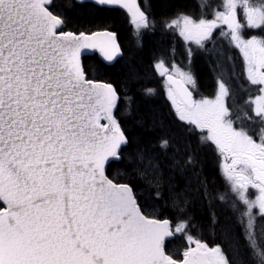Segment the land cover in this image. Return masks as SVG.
Instances as JSON below:
<instances>
[{"label":"snow or ice","instance_id":"1","mask_svg":"<svg viewBox=\"0 0 264 264\" xmlns=\"http://www.w3.org/2000/svg\"><path fill=\"white\" fill-rule=\"evenodd\" d=\"M68 3L89 10L95 30H68L54 0H0V264H264V228L256 233L264 217V0H200L199 18L181 12L163 25L185 42L189 65L192 46L206 50L217 30L236 50L238 57L220 54L213 97L195 98L193 74L175 59L153 64L183 133L219 157L245 242L231 240V256L189 230L193 201L180 173L192 155L173 159L166 175L158 158L137 149L124 177L108 174L129 144L117 112L123 102L130 114L135 85L94 78L83 58L99 52L111 63L121 54L106 18L113 11H126L138 40L153 22L138 0ZM238 77L246 81L242 104L231 87ZM159 146L166 153L170 140ZM142 187L155 198L141 201ZM200 188L211 203L207 185ZM162 199L177 212L175 224L158 217L167 210ZM177 238L182 250L168 247Z\"/></svg>","mask_w":264,"mask_h":264},{"label":"trees","instance_id":"2","mask_svg":"<svg viewBox=\"0 0 264 264\" xmlns=\"http://www.w3.org/2000/svg\"><path fill=\"white\" fill-rule=\"evenodd\" d=\"M144 1L147 2L144 8L149 19L155 24L152 32L144 31L138 40L127 15L119 9L115 10L106 18L111 21L109 30L117 34L122 55L112 64L102 62L97 55L83 58L85 67L90 70L94 78L110 82L117 88H121L125 81L135 85L129 93L134 99L130 114L125 112L123 102L117 112L129 144L124 149L123 158L112 162L111 167L108 168V174L115 176L119 171L120 177L118 178L124 177L125 171L132 167L128 161L129 154H135L137 149L144 150L147 155L158 158L165 168L166 175L170 174L167 166L172 163L173 159L183 164L185 158L192 155L195 163L186 166L185 170L180 173L182 176L180 186L188 188V195L193 201L189 209L193 225L189 229L191 234L204 240L210 246L221 244L224 249L227 246L226 242L230 244L231 240L237 239L244 248L242 229L237 222V213L231 206V193L221 174L219 157L202 147L195 137L183 133L163 94L161 88L163 80L155 75L152 69L153 63L160 58L153 57L154 52L161 48L165 49L162 53H169L173 47L172 43L166 39L167 35L162 29V23L175 17L177 13L186 14L191 9H195V2L194 0ZM54 3L56 10L67 15L68 30H95L96 26L91 22L93 17L89 15V10L72 8L68 0H54ZM157 53L160 54L161 51ZM196 70L201 81L204 79L207 81V71L202 63H196ZM145 88L155 89V95L145 96ZM162 138L170 140L171 146L166 153L159 146ZM173 178H175L174 174ZM200 182L207 185V191L211 193V203H209V197L202 195L204 189L200 188ZM132 183L141 185L144 182L133 179ZM221 194L225 195L224 201L217 198ZM167 195L166 189H162V196L167 197ZM138 196L141 201H143V196L146 199H154L155 190L148 187L138 188ZM160 203L167 210L162 214L158 213V217H167L175 224L178 218L177 212L167 204L166 200L162 199ZM253 211L258 212L257 209ZM212 213L216 216L215 226L211 223ZM262 228H264V217L257 216L256 233L258 237ZM182 246L183 241L179 238L168 245L173 250L176 248L182 250Z\"/></svg>","mask_w":264,"mask_h":264},{"label":"rangeland","instance_id":"3","mask_svg":"<svg viewBox=\"0 0 264 264\" xmlns=\"http://www.w3.org/2000/svg\"><path fill=\"white\" fill-rule=\"evenodd\" d=\"M211 2L213 3V4H215V3H217L218 2V0H211ZM200 0H198V9H196V11L193 13V14H188V15H190V16H192L193 18H199V16L201 15V12H199V11H202L201 10V8H200ZM148 6V5H147ZM205 11H208V13H209V16H208V18H211V16H210V10H205ZM172 19V18H171ZM169 21V20H168ZM165 23H162V29H163V31L164 32H169V33H171V35H173V31H171V30H168L166 27H164L163 25H164ZM153 27H155V24H154V22H153V26L149 29V30H147V31H149V32H152L153 31ZM162 31V30H161ZM218 31V33L214 36V41L213 42H209L208 44H207V46H206V50H202V49H198V48H196V47H192V49H193V55H192V57H196V55L198 54V55H211L212 57H214V58H216L217 56V58L216 59H214V61H213V68H214V70L216 71V72H219L220 71V68L217 66L218 65V61H220L221 59H222V57H221V52H223V55L224 56H227V55H232V56H237L238 57V53L236 52V50H234V49H231V50H229L228 49V47H227V41L223 38V37H221L220 35H219V30H217ZM134 32V31H133ZM135 33V32H134ZM167 34V33H166ZM213 47V51H212V53H215L217 56H214V55H212L211 53H210V49H209V47ZM157 51H161V53L159 54V53H157ZM156 52H154L155 54H154V56L153 57H163L164 59H165V61L169 64V66H171V61H172V59H175V62L181 67V68H184L185 70H190L191 71V73L193 74V77H194V79H195V76H194V72H193V70H192V68L190 67V65H189V60H188V56H187V52H179L178 53V55H177V51L175 52V55H174V57L172 56V55H170V53H171V51L169 52V53H162V52H165V49H159V50H157ZM156 54H158V55H156ZM235 54V55H234ZM191 57V58H192ZM156 62V61H155ZM154 62V63H155ZM153 63V64H154ZM224 63H225V71H229V69L227 68V61H224ZM191 64V63H190ZM183 65V66H182ZM152 69H153V65H152ZM153 72H154V74L156 75V73H155V71H154V69H153ZM237 72H239V66L237 65ZM158 76V75H157ZM159 77V76H158ZM161 80H163V78H161V77H159ZM226 79H227V77H226ZM161 83H163V81H161ZM189 86H191V85H189ZM231 87H232V89H233V91L234 92H236V93H238V95H237V100L239 99V97H242L243 98V100H244V98H246V93L245 92H243L242 90H241V86L239 85V82H238V78H232L231 79ZM161 88H162V90H163V94H164V96H165V98H166V100H167V97H166V94H165V91H164V88H163V85H161ZM192 88V87H191ZM192 90L193 91H195L193 88H192ZM196 92V91H195ZM216 92V91H215ZM214 94L215 93H213V94H211V95H202V94H198L197 93V98H200V97H209V98H211V97H213L214 96ZM167 102H168V106H170V108H171V104H169V101L167 100ZM172 109V108H171ZM173 115H174V113H173ZM139 181V180H138ZM147 188V187H146ZM141 192V191H140ZM250 192L252 193V196H253V198H254V195H255V193H254V190H250ZM146 198L143 196V200H145ZM258 210V209H257ZM226 245L227 246H225V251L226 252H228V254L231 256L232 255V252H231V250H230V248H229V243L228 242H226ZM178 248H176V250H177Z\"/></svg>","mask_w":264,"mask_h":264},{"label":"flooded vegetation","instance_id":"4","mask_svg":"<svg viewBox=\"0 0 264 264\" xmlns=\"http://www.w3.org/2000/svg\"><path fill=\"white\" fill-rule=\"evenodd\" d=\"M142 3H144V0H140ZM194 4H195V9H191L189 12H187L186 14H193L196 9H198V0H194ZM166 36L167 41L169 40L170 43H172L173 47L171 49V51L174 49L175 52L177 51V55L178 53L181 51L183 52H187L186 51V47H185V42L183 41V39L181 37H179L175 32L173 33V35H171V33L169 32H164ZM167 33V34H166ZM218 33V31H216L214 33V36ZM171 47V45H170ZM192 47H196L195 45H193ZM210 49V53L214 56H217L215 53H212V51L214 50L213 47H209ZM218 57V56H217ZM216 57V58H217ZM236 57V56H234ZM214 57H212L211 55H196V57H192L191 58V64L190 67L192 68L193 72H194V76H195V81H196V87H195V91H193V94L195 96V98H197V93L198 94H202V95H211L213 93H215L216 91V77L218 72H216L213 68V61L214 59H216ZM202 63L203 66H205V69L207 71V76H206V80L204 79V81H201L197 70H196V63ZM183 66V65H182ZM238 82L239 85H243L244 87H246V81L243 80L242 77H238ZM192 87V86H190ZM229 106H231V100L228 101ZM238 103L242 104L243 103V98L239 97L238 99Z\"/></svg>","mask_w":264,"mask_h":264},{"label":"water","instance_id":"5","mask_svg":"<svg viewBox=\"0 0 264 264\" xmlns=\"http://www.w3.org/2000/svg\"><path fill=\"white\" fill-rule=\"evenodd\" d=\"M138 4H139V2H138ZM140 6V5H139ZM124 11V10H123ZM125 13H126V11H124ZM127 14V13H126ZM92 54H97L98 56H99V58L102 60V57L100 56V54H99V52H93V51H90V52H88L85 56H87V55H92ZM119 56V55H118ZM117 56V57H118ZM117 59V58H116ZM103 61V60H102ZM104 62V61H103ZM106 63V62H105ZM112 63V62H111Z\"/></svg>","mask_w":264,"mask_h":264}]
</instances>
